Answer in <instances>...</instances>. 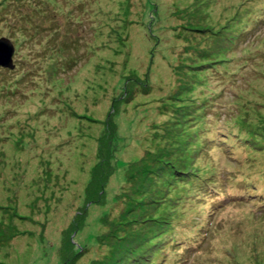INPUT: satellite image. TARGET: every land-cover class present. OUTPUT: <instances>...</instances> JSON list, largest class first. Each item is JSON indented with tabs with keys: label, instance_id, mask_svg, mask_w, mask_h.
<instances>
[{
	"label": "rangeland",
	"instance_id": "rangeland-1",
	"mask_svg": "<svg viewBox=\"0 0 264 264\" xmlns=\"http://www.w3.org/2000/svg\"><path fill=\"white\" fill-rule=\"evenodd\" d=\"M1 39L0 264H264V0H0Z\"/></svg>",
	"mask_w": 264,
	"mask_h": 264
},
{
	"label": "trees",
	"instance_id": "trees-1",
	"mask_svg": "<svg viewBox=\"0 0 264 264\" xmlns=\"http://www.w3.org/2000/svg\"><path fill=\"white\" fill-rule=\"evenodd\" d=\"M242 16V14H240L239 16H238V18H240ZM241 29H229L228 31H226L223 35H224V37H223V39H222V41L224 42L225 40L227 41V42H229V41H231L235 36H236V34L240 31ZM222 35V36H223ZM222 36H221V38H222ZM222 41L221 40H219L218 41V47H216V46H214V47H210V49L208 50V52L209 53H207L206 54V56H211V55H209V54H215L216 53V49H218L219 47H220V45L221 44H223L222 43ZM212 51H215V52H212ZM217 54V53H216ZM209 62H215L213 59H212V57H210V61ZM206 73H203V72H201V74H200V77H201V75L202 76H206L205 75ZM207 76H208V74H207ZM206 79H207V77H206ZM195 80V79H194ZM196 82H197V80H196ZM215 114V113H214ZM213 114V115H214ZM206 115V114H205ZM206 116H208V115H206ZM205 134H210V132L209 131H206V133ZM262 136V138L264 139V135H261ZM255 138H256V140H255ZM257 138H259V135L257 134L255 137H254V140L256 141V143L258 144V145H260L261 146V148H256L255 147V143H253V142H255V141H252V142H247V145H249L250 147H252L253 149H255V150H258L259 152H260V150H261V152L262 153H264V140L263 141H261V142H259L258 141V139ZM246 157H248V156H246ZM264 159V158H263ZM249 174H254V177H257L258 176V172H249ZM149 175V174H148ZM171 176H173V174L171 175ZM170 182V180L169 181H165L164 183H169ZM171 182H172V180H171ZM216 183L217 182H219L218 180H216L215 181ZM170 185V184H169ZM168 185V186H169ZM243 185H247V183H244ZM167 186V187H168ZM229 187V186H228ZM142 188L145 190V188H146V185L144 184L143 186H142ZM169 188V187H168ZM248 185H247V190H248ZM230 192V193H229ZM232 192V193H231ZM249 192H252L250 189H249ZM228 193V195H232L233 194V190H230V191H228L227 192ZM216 194L217 195H221L222 194V191H220V190H218V189H216L215 188V191H212V195L213 196H216ZM259 194V196H261V195H263L264 194V191H262V192H260V193H258ZM259 200V202L261 201V198H259L258 199ZM212 206H214L212 203H210ZM213 209H214V207H213ZM215 210H217V209H215ZM143 212V214H148V212L147 211H142ZM157 218H162L161 216H158V217H155L153 220H157ZM205 226V225H204ZM203 225H202V227H204ZM201 227V228H202ZM201 228H198V230H195L199 235H203L204 234V232H202V229ZM210 229V228H209ZM186 235V237L187 238H191L189 235H187V234H185ZM149 238V237H148ZM151 239V238H150ZM191 239H193V238H191ZM205 240V239H204ZM191 243L190 244H196L197 242H196V240H193V241H190ZM170 243H172L173 244V246H175V243L173 242V241H170ZM161 245H163V241L162 240H156L154 243H150V240L148 241V243H146L145 245H143L140 249H144V251H142L141 252V254H139L138 256H136L135 258H131L130 259V261L128 260V262H127V264H145L146 262H148L150 259H151V257L153 256V255H155V253H154V249L155 248H158L159 246H161ZM139 246H140V244H139ZM138 246V247H139ZM180 247H183V245H181ZM138 251V250H137ZM186 251V250H185ZM190 251V250H189ZM167 252V251H166ZM165 251H162V253H166ZM190 252H192V251H190ZM143 253V254H142Z\"/></svg>",
	"mask_w": 264,
	"mask_h": 264
},
{
	"label": "water",
	"instance_id": "water-1",
	"mask_svg": "<svg viewBox=\"0 0 264 264\" xmlns=\"http://www.w3.org/2000/svg\"><path fill=\"white\" fill-rule=\"evenodd\" d=\"M15 51L13 43L8 39L0 40V65H9L11 66V57L13 56ZM2 55V56H1Z\"/></svg>",
	"mask_w": 264,
	"mask_h": 264
}]
</instances>
